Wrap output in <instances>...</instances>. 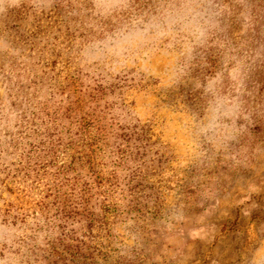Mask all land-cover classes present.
<instances>
[{
	"label": "rangeland",
	"instance_id": "374dc122",
	"mask_svg": "<svg viewBox=\"0 0 264 264\" xmlns=\"http://www.w3.org/2000/svg\"><path fill=\"white\" fill-rule=\"evenodd\" d=\"M0 264H264V0H0Z\"/></svg>",
	"mask_w": 264,
	"mask_h": 264
},
{
	"label": "clouds",
	"instance_id": "9594fccd",
	"mask_svg": "<svg viewBox=\"0 0 264 264\" xmlns=\"http://www.w3.org/2000/svg\"><path fill=\"white\" fill-rule=\"evenodd\" d=\"M168 23L170 26L178 24L182 29L189 30L190 34L194 35L197 41H200L203 40L206 35L207 28L211 24V18L204 10L196 11L189 8L186 12L178 14ZM154 27H159V25H154ZM138 35V33H128L123 36L109 38L108 43L119 44L129 41Z\"/></svg>",
	"mask_w": 264,
	"mask_h": 264
}]
</instances>
